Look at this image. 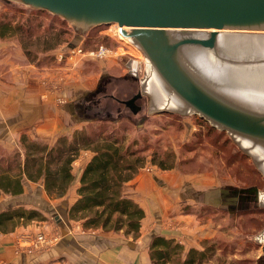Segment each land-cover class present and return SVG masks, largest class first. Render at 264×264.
Returning a JSON list of instances; mask_svg holds the SVG:
<instances>
[{"label": "rangeland", "instance_id": "rangeland-1", "mask_svg": "<svg viewBox=\"0 0 264 264\" xmlns=\"http://www.w3.org/2000/svg\"><path fill=\"white\" fill-rule=\"evenodd\" d=\"M0 20H13L25 26L21 34L6 42L14 44L13 47L21 50L27 60L43 73L45 84L54 86L56 105L78 101L83 122H77L75 132L85 130L90 133L96 127H104L108 132L125 136L128 145L143 150L147 156L148 165L144 169L149 171L156 167V172L184 179L206 192L219 187L247 188L255 185L264 192L263 175L254 167L245 150L232 143L230 132L207 124L193 113L148 114L143 97V108L137 114L125 112L123 107L112 101L109 102L111 115H102L98 104V109L91 107L96 99L89 98L91 93L84 95L95 91L93 89L101 83L104 91L100 96L114 94L123 99L138 93L139 79H144L146 56L116 33L117 28L120 30L117 22L90 25L81 31L73 27L74 22L64 21L60 15L27 7L14 0H0ZM47 38L49 40L44 41ZM55 42L56 47L46 52L45 48L54 46ZM55 67L56 75L52 76ZM129 74H137V81L127 79ZM69 86L74 89L66 95ZM102 106H106L105 102ZM70 124L73 126L74 122ZM17 152L20 150L11 155L4 154L0 149V159H11ZM152 161H162L165 169L153 165ZM1 198L0 212L17 208H8L10 201ZM199 209L200 216L205 210L214 213L199 219L205 222L212 220L217 230L215 237L206 244L205 249L212 246L214 249L207 251L204 264H262V241L253 240V237L264 232V207L253 206L235 214L212 205Z\"/></svg>", "mask_w": 264, "mask_h": 264}, {"label": "water", "instance_id": "water-1", "mask_svg": "<svg viewBox=\"0 0 264 264\" xmlns=\"http://www.w3.org/2000/svg\"><path fill=\"white\" fill-rule=\"evenodd\" d=\"M14 1L60 15L81 31L117 22L146 56L140 92L122 102L144 96L148 114L193 113L230 132L264 178V0ZM233 193L228 200L225 192L210 191L208 203L222 208L227 199L233 214L241 194H256L264 207L257 187ZM253 240L264 250V232Z\"/></svg>", "mask_w": 264, "mask_h": 264}, {"label": "crops", "instance_id": "crops-1", "mask_svg": "<svg viewBox=\"0 0 264 264\" xmlns=\"http://www.w3.org/2000/svg\"><path fill=\"white\" fill-rule=\"evenodd\" d=\"M13 45L0 39V149L4 154L17 149L22 152L19 142L24 135L49 146L63 137L71 140L78 129L77 122H83L78 101L57 106L54 86L45 84L43 73ZM100 85L96 89L92 87L95 91L84 96L91 93V100L102 99L101 93L93 96L99 92ZM69 88L66 95L74 89ZM90 153L83 151L74 162V181L64 197L50 198L43 180L32 182L26 178L22 194L1 193V199L10 201L8 208L36 210L44 219L0 234V264H153L150 246L155 237L181 244L183 261L190 250H205L208 240L215 237L217 230L212 220L199 219L214 215L211 210L199 215V207L207 206L201 198L206 190L197 189L184 179L158 173L156 167L150 172L142 169L123 188L124 196L137 203L145 213L138 238L123 232L84 229L83 221L70 218V210L79 198L80 179L92 158ZM39 233L54 238L55 243L47 249L29 253L24 238Z\"/></svg>", "mask_w": 264, "mask_h": 264}, {"label": "trees", "instance_id": "trees-1", "mask_svg": "<svg viewBox=\"0 0 264 264\" xmlns=\"http://www.w3.org/2000/svg\"><path fill=\"white\" fill-rule=\"evenodd\" d=\"M23 27L13 20H0V39L7 41L16 37ZM53 44L45 48L46 52L56 47V42ZM131 146L125 136L108 132L104 127H96L90 133L77 131L71 140L63 137L53 146L24 135L21 137L22 152L12 155L11 159H0V194H22L26 178L32 182L43 180L50 198L64 197L74 181V162L83 151H90L93 156L83 170L79 198L70 210V218L83 221L86 230L123 232L126 236L138 238L145 213L137 203L124 196L123 188L148 162L143 150ZM161 162L152 161V164L165 169ZM43 219L40 212L24 207L0 212V234ZM213 249V246L203 251L192 249L182 261L184 249L181 244L155 237L150 246V257L153 264H204L207 251Z\"/></svg>", "mask_w": 264, "mask_h": 264}, {"label": "flooded vegetation", "instance_id": "flooded-vegetation-1", "mask_svg": "<svg viewBox=\"0 0 264 264\" xmlns=\"http://www.w3.org/2000/svg\"><path fill=\"white\" fill-rule=\"evenodd\" d=\"M126 78L127 79H131L133 81H137V78L135 76H133V75H130V74ZM98 91L99 92H95V94H93V96H97L98 93L103 94V91H104V84L103 83H101L100 88H99ZM136 95H137V93H133L132 95L128 96L127 98L121 99V98H118L117 96H115L114 94H104L103 95L104 97L102 99H98V100L94 101V103H93V105H91V107L92 106H96L98 104L100 106V108L98 106H96L95 109H98L99 108L100 109V113L102 115L103 114L111 115V114H109V112L111 111L110 110V107L111 106H110L109 102L112 101V102H114L116 104H119L120 107H123V109H124L125 112H130L132 114H134V111L137 110V108H140V110H138V113H139L142 110V108H143V105L141 104V99H142L141 97L138 98V99H136L135 102H134V104H132V103L125 104L124 102H122V101H126V102L127 101H131ZM103 102H105L106 106L105 107L102 106V108H101V104ZM91 107H89L90 109L89 108L88 109L92 112V108ZM119 114H122V112L119 111ZM251 187H257L260 190V188L257 185L251 186ZM251 187H247V188H251ZM234 189H244V188H242V187H233V188L225 187V188H220L219 187V190H221L222 192H225V194H227L226 198L228 200L230 198H232V197L235 196L234 193H233ZM207 193L206 194H201V198H202L203 201H207L205 203L208 206L209 203H208V199H207ZM240 197L241 198L239 199V202L237 203V207L234 210V213L233 214L242 212L246 208H247L246 210H249V209H252L253 206H255V207L260 206L259 205L260 202L257 200L256 194H241ZM227 199H225L226 201H224L227 205H222V208L224 210H227L228 213H230L229 212L230 205H228V203H227L228 200ZM261 247L263 248V244L261 245ZM262 264H264V250H263V256H262Z\"/></svg>", "mask_w": 264, "mask_h": 264}, {"label": "built area", "instance_id": "built-area-1", "mask_svg": "<svg viewBox=\"0 0 264 264\" xmlns=\"http://www.w3.org/2000/svg\"><path fill=\"white\" fill-rule=\"evenodd\" d=\"M24 241L27 242V246H25V248L29 253L47 249L55 243L54 238H51L44 233L27 235L25 236Z\"/></svg>", "mask_w": 264, "mask_h": 264}, {"label": "bare ground", "instance_id": "bare-ground-1", "mask_svg": "<svg viewBox=\"0 0 264 264\" xmlns=\"http://www.w3.org/2000/svg\"><path fill=\"white\" fill-rule=\"evenodd\" d=\"M116 27H118L117 24H116ZM113 33H114V32H113ZM116 33H118L119 36H120L121 38H124V37L121 35L120 30H118V28H117V30H116Z\"/></svg>", "mask_w": 264, "mask_h": 264}]
</instances>
